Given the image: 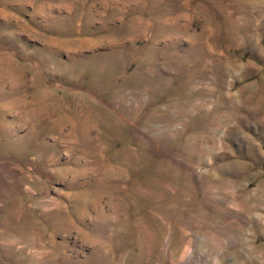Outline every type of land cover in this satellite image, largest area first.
<instances>
[{
	"label": "rangeland",
	"instance_id": "obj_1",
	"mask_svg": "<svg viewBox=\"0 0 264 264\" xmlns=\"http://www.w3.org/2000/svg\"><path fill=\"white\" fill-rule=\"evenodd\" d=\"M0 264H264V0H0Z\"/></svg>",
	"mask_w": 264,
	"mask_h": 264
}]
</instances>
